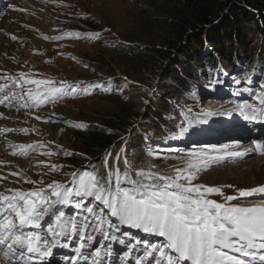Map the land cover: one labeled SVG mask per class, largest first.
Returning a JSON list of instances; mask_svg holds the SVG:
<instances>
[{
	"label": "snow or ice",
	"instance_id": "obj_1",
	"mask_svg": "<svg viewBox=\"0 0 264 264\" xmlns=\"http://www.w3.org/2000/svg\"><path fill=\"white\" fill-rule=\"evenodd\" d=\"M4 78L20 92L5 94L0 105L15 107L17 111L55 105L81 88L80 84L63 81L57 86L51 79H34L23 72ZM26 85L36 87L25 90ZM93 87L101 85L89 84L83 90L87 94V89ZM9 88V84H0V93ZM261 89L254 93L260 106L252 107L250 114L245 113V105L232 110H238L249 120L264 122V85ZM13 131L28 134L30 129L0 128V134ZM124 139L121 138L122 142ZM9 147L19 149L12 151L13 156L27 157L29 150H40L46 145L10 143ZM224 150L227 155H241L227 152V146ZM113 151L114 156L113 152L104 153L99 167L90 161L88 169L65 174L70 179L63 182L34 181L22 172H10V176L33 187H6L0 191V264H51L53 249L68 248L67 241L74 237L77 246L69 257L70 264H105L106 256L111 255V244L105 241L117 242L127 249L120 257L122 264H264V185L234 188V194L228 195L224 188L232 185L194 183L203 170L199 164L189 163L187 167H173L165 172L155 163L135 165L126 154L122 155L125 148ZM246 151L264 154V145L256 143ZM54 154L51 149L41 153ZM63 155L70 157L76 153L64 150ZM197 159L207 166L221 157L205 154ZM45 166L54 173L61 169L56 163ZM6 179L0 176V180ZM254 196L262 202L247 199ZM123 228L136 230L144 237L121 231ZM97 235L102 239L97 241ZM128 237L132 239H125ZM137 252L139 255L131 260Z\"/></svg>",
	"mask_w": 264,
	"mask_h": 264
},
{
	"label": "rangeland",
	"instance_id": "obj_2",
	"mask_svg": "<svg viewBox=\"0 0 264 264\" xmlns=\"http://www.w3.org/2000/svg\"><path fill=\"white\" fill-rule=\"evenodd\" d=\"M32 1L36 4V10L32 12L29 11L28 18L32 21L34 27L39 28L37 31L40 32L35 35V37L41 44L38 49H33L31 51V54L34 56V58L31 59V63H20V59L15 60L14 58H9L10 62L8 65H10L12 69L26 67L34 70H41L45 72L47 76H52V78L56 79L65 78L72 81H77L79 79L101 81V78L106 79L109 77L114 80L119 79L117 83L119 95H106L102 97L94 95L83 99L68 98L52 106L40 107L35 113L47 119V122L43 123L32 121L24 113L15 111L22 115V119L18 120L13 118L11 123L12 129H19L23 124L28 122L32 126L33 132L36 130L43 141H57L61 144V147H64L62 149H51L55 154L52 155L49 160L44 158V160L48 161L47 164L56 163L61 165L60 171L55 173L49 171L46 166H40L38 161H42V159L37 157V155H31L29 159L14 156V161H6L7 164L0 161V175H5L8 183L11 184H17V182L21 181L20 186L23 188L28 185L24 184L22 180L18 178H9L10 176L7 174V172H9L8 166L13 164L15 167L12 166V170L15 169L17 172H22L30 179H35L37 177L39 180L48 179L59 181L64 179L66 176L64 173L71 165L67 160L68 157L63 155L64 150H70L76 153L75 157L81 160L96 159L98 164H102V160H98L97 157L94 158L93 156L87 155L89 153H85L87 147L75 137V131L68 127L70 122L83 125V127L85 126L83 129H78V131H84L91 127L98 129L99 133H96L98 138L100 137V140L103 142L106 141L105 144L103 143V146H110L105 149V152H113L114 156L115 152L113 150L119 151L124 145H126L127 150L133 141L139 140L141 142L139 131H146L149 127L142 126L144 121H137L147 111L146 108H144L146 106L144 105V101L148 98L145 92L152 95L156 90L162 99L167 94L173 96L177 94L174 91L175 88H172L169 92L166 91L165 87H167V84H170L174 80L170 78L166 79L163 72H159L158 68L154 67L152 62L154 53L149 49V47L152 48L155 44H158L157 41L151 40L150 37L158 30L160 22L165 21L163 17L166 15L159 11L166 7L170 9L171 6L165 5L162 7L161 4H158L159 6L154 8L141 2V0H56V3L44 2L43 0ZM12 3L16 4L14 2ZM18 6L21 7L20 5ZM15 11L17 13L27 14L24 10L18 9ZM243 25L245 26L244 34H247L253 47L257 48L260 44V38L256 33L258 30L254 28L255 26H253L250 21H245ZM79 27H82V29ZM76 29L82 31L93 30L104 32L105 34L101 42H84L65 38L59 41H45V37H55L62 31ZM9 37L13 40L11 35ZM13 41L18 42L21 50L26 48V43H20L17 39ZM124 44L130 47H139V50L143 48L144 51L142 54L144 55V60L139 59L138 55L132 57L130 54L133 53L131 52H127L124 55L120 53L119 51L122 50L119 48ZM191 44L188 47H184L183 50L188 49L189 51L194 50L196 52L195 47H197L198 44L194 42ZM261 48L264 49L263 44ZM194 54L196 55L197 53ZM3 57L6 59L4 55ZM0 68L11 70V68H6L4 63L1 62ZM128 75H130V77ZM111 99L117 100L120 106L116 107L114 103L110 101ZM214 102L215 106L211 109H215L216 106L219 108L223 106L221 101ZM206 103L209 105L212 103V100H207ZM139 104L142 105L139 107ZM156 105H158V103H156ZM203 107L202 105V108ZM124 109L127 111L128 123L124 128L116 129L113 127L114 123H120L122 121H120V119L113 120L110 114H112L113 111L119 113ZM53 111L57 112L54 114ZM153 112L154 111H151L150 115L148 112L146 113L148 122L155 121L153 119L150 120V117L152 118V115H154ZM50 115H52L51 118L53 117L51 120L49 119ZM159 115L161 120L166 117L165 115L162 118L161 114ZM54 124L57 125V129L53 127L55 126ZM158 127H160L159 124ZM61 129H63V131H61ZM13 132L17 137L14 135L9 136L8 138L10 141L6 144L12 142L11 138H17L14 142L25 141L28 140V138L31 139L28 134H19L17 131ZM10 134H12V132ZM122 137L125 138L123 142L121 140ZM150 146L152 147L151 144ZM46 147L49 149V146L46 145ZM93 149L98 150L97 147H93ZM8 150H10V148L5 149L4 146V151L7 155H9L7 152ZM105 152L100 153L98 157L101 154L102 157ZM142 153L143 151L141 149H137L134 155H130L128 151L125 152L130 160L137 166L144 162ZM262 156H264V154H252L245 160L234 163V165H240L242 162L249 160L253 161ZM18 161L23 163L24 169L18 166ZM161 161L165 169H172L176 166L187 167L190 163V161L185 158L177 160L165 159ZM16 163L17 165H15ZM219 167L222 166H211L210 170ZM249 180L250 185L245 187V183L249 182ZM197 181L213 186L232 185V188L226 187L224 191L226 194H234V188H252L264 185V176L253 181L247 175L243 177L237 173H225L222 177H218L209 176L207 171H203L198 174ZM0 185H2V182H0ZM259 201L261 200L251 202L254 203Z\"/></svg>",
	"mask_w": 264,
	"mask_h": 264
},
{
	"label": "trees",
	"instance_id": "obj_3",
	"mask_svg": "<svg viewBox=\"0 0 264 264\" xmlns=\"http://www.w3.org/2000/svg\"><path fill=\"white\" fill-rule=\"evenodd\" d=\"M141 2L154 8H157L158 4H161L162 7L165 5L171 6L170 9L166 7L159 11L166 15L163 17L165 21L160 22L158 30L150 37L151 40L157 41L158 44H155L152 48L149 47L154 53L152 57L154 67L158 68L159 72H163L166 79L174 80L165 87L167 92L172 90V88H176V85L183 87L187 81L193 80L194 69L204 68L201 57L203 51L208 48L210 50L208 49L209 51L205 53L207 54L205 63L222 59L230 64L232 57L237 55H243L249 61L256 56L264 57V49L261 48L262 44L264 46V0H141ZM245 21L252 22L253 26H255L254 28L258 30L256 33L260 38V44L257 48L253 47L247 34H244L245 26L243 23ZM193 29L197 30L185 39L188 32ZM192 42L198 44L195 47L196 52L188 49L183 50L184 47L190 46ZM138 48L131 46L130 49H121L122 51L119 52L123 55L131 52L133 53L130 54L132 57L138 55L139 59L144 60V55L142 54L144 49L140 47L141 49L139 50ZM258 51H260L259 54ZM194 53L197 54L195 55ZM128 76L130 77V75ZM145 95L148 98L146 97L147 99L144 101V105H146L144 108L148 110L149 115L151 111H154V115H152V118L150 117V120L153 119L155 121L148 122V119H146L142 126L149 127L146 131H139V135L141 137L142 134L157 136L166 124V117L161 120L160 111L157 112V109L152 107V101L155 97L159 98L160 104H162L161 109L165 107L166 101L164 99L160 100L161 96L156 93L151 96L145 92ZM96 96L102 97L104 95ZM110 101L116 107L120 106L117 100L111 99ZM140 105L142 104H139V107ZM152 108L153 110H151ZM110 115H112L113 120L120 119L122 121L114 123L113 127L116 129L124 128L127 125L128 115L125 109L119 113L113 111ZM158 124L160 125L159 128ZM70 129L75 131V137L87 147L85 153H89L87 155L94 158L97 157L98 160H101L102 154L99 157L98 155L110 147L109 145L103 146L106 141L103 142L100 137L98 138L96 133H99V130L94 127L84 131H78L76 128ZM139 142V140L133 141L126 151L129 152L130 149L135 151L140 145ZM93 147H97L99 151L93 149ZM145 160H143V164H152L147 163L150 160H146L147 162ZM68 161L70 164L76 165L80 162V158L71 157ZM155 165L161 170L159 164L155 163Z\"/></svg>",
	"mask_w": 264,
	"mask_h": 264
},
{
	"label": "bare ground",
	"instance_id": "obj_4",
	"mask_svg": "<svg viewBox=\"0 0 264 264\" xmlns=\"http://www.w3.org/2000/svg\"><path fill=\"white\" fill-rule=\"evenodd\" d=\"M12 2L16 3V4H13L15 7L19 9H24L27 14L17 13L16 11H6V13L2 14L0 17V58H1L0 62L4 63L6 68H11V66L8 65V63L10 62L9 58H14L15 60L20 59V63H23V62L31 63L32 62L31 59L34 58V56L31 54V51L33 49H38L41 44L40 41L35 37V35H37L40 32V31H37V29L39 28L34 27V25H32V21L29 20L28 18V12L29 11L32 12L36 10L35 9L36 4L32 0H12ZM17 4L20 5L21 7H19ZM37 15H40V14H37ZM10 35L15 36L16 39L20 43H26V48L21 50L18 42L11 40V38L9 37ZM3 55L6 57V59L3 57ZM214 103H215L214 100H212V103L207 105L206 110L213 108L215 106ZM55 112L57 111H53L54 114ZM0 114H2L0 115V127H4V128H11L12 126L11 123H12L13 118L18 119V120L22 119V115H20L19 113L13 110H10V109H4L2 107H0ZM51 116L52 115H50V117ZM56 126L57 125L53 127L57 129ZM9 136H12V135L11 134L0 135V161L6 164H7L6 161L8 162L14 161L15 159L7 155L6 152L4 151V146L6 145V143H8V141H10V139L8 138ZM155 137L156 136L152 134L150 136L142 134V137H141L142 141L140 142V145L137 149H141L142 151H144L146 147L145 144L152 142ZM11 140L12 142H14V138H11ZM243 141L245 143L241 144L234 150H237V151H240L246 154L249 153L248 155H250L252 151H246V150L252 149L248 144V137L243 139ZM160 143L162 142L157 141V142H153L151 145L153 148H155L157 145H161ZM123 148H125V145L123 146ZM158 149L159 147H157V150ZM135 151H133V149H130L129 154L133 155L135 154ZM246 158L248 157H245L242 160H245ZM15 165H17V163ZM225 165H218L214 163L212 167L222 166L214 170L213 169L210 170L211 169L210 167L201 166L203 170L200 172L207 171L209 173V176H218V177H222V175L225 173H237L238 175L240 174V176H243V177L247 175L253 181L255 179H259L262 176H264V156L254 159L253 161L249 160L246 162H242V164L240 165L238 164L237 165L225 164ZM12 166L15 167L13 164L11 166H8L9 171H14L12 170L13 168ZM18 166L24 169V165L21 161H18ZM9 178H12V177H9ZM0 181H2V185H0V190L6 187H16L17 186L16 183L11 184V183H8L7 180H0ZM245 184H246L245 187H248L250 185V180L249 182ZM261 202L262 201L254 202V203H261Z\"/></svg>",
	"mask_w": 264,
	"mask_h": 264
},
{
	"label": "water",
	"instance_id": "obj_5",
	"mask_svg": "<svg viewBox=\"0 0 264 264\" xmlns=\"http://www.w3.org/2000/svg\"><path fill=\"white\" fill-rule=\"evenodd\" d=\"M197 29H193V30H190L189 32H188V35L186 36V38L185 39H187L194 31H196Z\"/></svg>",
	"mask_w": 264,
	"mask_h": 264
}]
</instances>
